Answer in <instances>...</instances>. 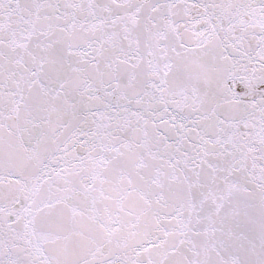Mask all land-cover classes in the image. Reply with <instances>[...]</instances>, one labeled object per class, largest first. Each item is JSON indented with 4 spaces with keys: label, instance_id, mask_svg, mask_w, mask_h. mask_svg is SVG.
Returning a JSON list of instances; mask_svg holds the SVG:
<instances>
[{
    "label": "snow or ice",
    "instance_id": "1",
    "mask_svg": "<svg viewBox=\"0 0 264 264\" xmlns=\"http://www.w3.org/2000/svg\"><path fill=\"white\" fill-rule=\"evenodd\" d=\"M0 264H264V0H0Z\"/></svg>",
    "mask_w": 264,
    "mask_h": 264
}]
</instances>
